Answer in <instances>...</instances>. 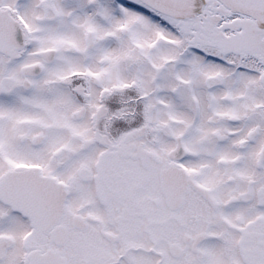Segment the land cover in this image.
<instances>
[{
  "label": "snow or ice",
  "instance_id": "snow-or-ice-1",
  "mask_svg": "<svg viewBox=\"0 0 264 264\" xmlns=\"http://www.w3.org/2000/svg\"><path fill=\"white\" fill-rule=\"evenodd\" d=\"M0 264H264V0H0Z\"/></svg>",
  "mask_w": 264,
  "mask_h": 264
}]
</instances>
